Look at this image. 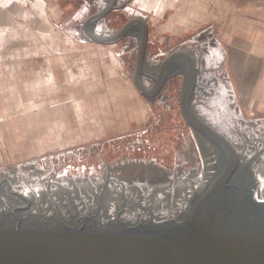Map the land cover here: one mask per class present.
Instances as JSON below:
<instances>
[{"label": "water", "instance_id": "1", "mask_svg": "<svg viewBox=\"0 0 264 264\" xmlns=\"http://www.w3.org/2000/svg\"><path fill=\"white\" fill-rule=\"evenodd\" d=\"M121 8L108 0L85 19L86 35L111 43L137 29L135 86L153 97L181 75L180 109L198 134L170 163L125 157L83 180L54 181L33 160L0 165V264H264V118L210 124L194 102L193 55L166 47L149 64L141 15L112 34L87 29Z\"/></svg>", "mask_w": 264, "mask_h": 264}, {"label": "crops", "instance_id": "2", "mask_svg": "<svg viewBox=\"0 0 264 264\" xmlns=\"http://www.w3.org/2000/svg\"><path fill=\"white\" fill-rule=\"evenodd\" d=\"M22 1L0 0V111L11 110L14 121L20 109L43 110L44 117L51 113L46 121H133L132 103L139 96L120 71L136 57L137 29L115 42H96L85 33L87 17L60 23L53 13H69L67 7L60 11L62 5L52 0ZM117 3L147 20V62L161 60L164 50H156L161 44L193 55L200 67L195 104L216 78L238 109L264 118V0ZM18 17L24 20L16 26ZM104 18L87 29L106 35L99 30ZM118 42L121 51L114 46Z\"/></svg>", "mask_w": 264, "mask_h": 264}, {"label": "rangeland", "instance_id": "3", "mask_svg": "<svg viewBox=\"0 0 264 264\" xmlns=\"http://www.w3.org/2000/svg\"><path fill=\"white\" fill-rule=\"evenodd\" d=\"M26 5L27 1H22ZM56 5L69 9L61 14L53 13L60 23H80L89 15L104 6L103 0H52ZM28 4V3H27ZM58 11V10H57ZM129 9L111 10L101 20L100 32L112 34L125 21L134 15ZM73 16V19H71ZM24 18L15 19L16 26ZM130 41V38H125ZM122 42L116 43L121 51ZM162 58L167 50L164 44L156 46ZM155 48V47H154ZM166 50V51H165ZM43 52V51H42ZM150 63V62H148ZM123 64V63H122ZM135 56L131 62L124 63L120 74L132 84L133 121H46L44 111L20 109L18 121L11 117V110L0 111V165L11 166L27 161H35L45 169L52 179L64 180L86 176H101L114 161L125 157H148L161 163L176 159V151L182 147L186 136L198 134L188 125L179 105L181 75L167 80L162 90L153 97L142 95L133 81ZM156 66L157 61L150 63ZM146 85L152 80L145 78ZM202 102L196 104L197 110L214 127L224 125L240 118L253 120L256 116L244 114L237 108L225 84L220 79H211L208 87L202 89ZM136 112H140L137 117Z\"/></svg>", "mask_w": 264, "mask_h": 264}, {"label": "flooded vegetation", "instance_id": "4", "mask_svg": "<svg viewBox=\"0 0 264 264\" xmlns=\"http://www.w3.org/2000/svg\"><path fill=\"white\" fill-rule=\"evenodd\" d=\"M243 166H244V164H243Z\"/></svg>", "mask_w": 264, "mask_h": 264}]
</instances>
